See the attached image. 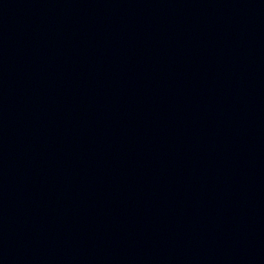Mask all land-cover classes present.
Wrapping results in <instances>:
<instances>
[{
    "label": "water",
    "instance_id": "obj_1",
    "mask_svg": "<svg viewBox=\"0 0 264 264\" xmlns=\"http://www.w3.org/2000/svg\"><path fill=\"white\" fill-rule=\"evenodd\" d=\"M0 264H264V0H0Z\"/></svg>",
    "mask_w": 264,
    "mask_h": 264
}]
</instances>
